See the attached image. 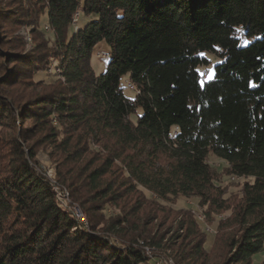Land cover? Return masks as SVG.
Returning <instances> with one entry per match:
<instances>
[{
    "label": "trees",
    "instance_id": "trees-1",
    "mask_svg": "<svg viewBox=\"0 0 264 264\" xmlns=\"http://www.w3.org/2000/svg\"><path fill=\"white\" fill-rule=\"evenodd\" d=\"M81 12L96 18L79 26ZM101 41L109 63L97 74ZM207 53L220 61L203 81ZM50 68L55 83L37 92ZM18 115L32 123L0 152V264H197L198 221L160 214L179 197L233 208L223 264L264 251V0H0V131ZM38 132L57 152L54 181L26 143ZM211 155L250 179L235 205Z\"/></svg>",
    "mask_w": 264,
    "mask_h": 264
},
{
    "label": "rangeland",
    "instance_id": "rangeland-1",
    "mask_svg": "<svg viewBox=\"0 0 264 264\" xmlns=\"http://www.w3.org/2000/svg\"><path fill=\"white\" fill-rule=\"evenodd\" d=\"M96 16H92L90 18H85L83 12H81V19L78 23L79 26H84L88 20L94 19ZM23 34L27 35V49H32L33 40L29 37V32L26 29L21 30ZM110 52L109 46L106 42L101 41L95 47L92 56H91V63L97 72V74H101L106 71L109 63L108 54ZM212 61L209 65L205 67H200V70L204 74L203 81H209L214 78L215 69L214 66L217 62H219V58L213 56L212 54L207 53ZM54 69L50 68L48 70H43L37 72L35 76V80L39 81L35 89L37 92L42 91L43 87L48 86L50 83H55L56 76L53 74ZM130 81V74L127 73L122 76L121 78V86L124 88L125 93L127 96L133 98L136 96V91L129 86ZM26 94V93H25ZM23 99V98H22ZM133 120H136V116L133 115ZM32 122L29 121L27 118L17 116V121L14 123H10L2 127L0 133L1 136L5 140L3 142L0 140V152L1 153H8V139L12 136L20 137V129L27 125H30ZM44 133L38 132L33 138H31L28 143L32 145L36 139L42 136ZM37 142L34 143L36 149V156L35 160L36 163L34 164L35 169L39 173H43L46 177L50 180L54 181L57 175L58 166H57V152L53 149V146L50 145L49 142ZM25 147V146H24ZM2 148V149H1ZM97 146H93V149H97ZM28 154V153H27ZM210 163L216 167L218 172V179L219 184L222 186L223 190L225 191L224 198L227 199L226 205H235L241 198V191L243 184L246 180H250L247 178H241L239 176H231L226 173V164L224 161L218 159L217 157L211 155ZM118 167V166H117ZM120 167V165H119ZM120 169V168H119ZM124 174V173H123ZM122 179H126V175L120 174ZM147 196L151 197V193L146 190L142 189ZM60 199L66 203V198L60 196ZM160 207L165 211L160 212L161 215H168L169 210L172 211V215H168V224L172 223L173 218L176 215V212L181 209H188L187 211L191 212L194 218L199 223L200 231L204 233L205 243L204 248L207 251L206 258H202L196 262L197 264H223L226 255V242L227 240L232 237L238 230V225L234 223L233 218V208L228 209H208L207 207H202L199 205V202L196 198H174L170 200H161ZM109 214L116 215L118 209L116 207H112L108 210ZM108 214V215H109ZM166 217H164V220ZM160 262H164L167 264H174L173 260L168 257H161ZM264 261V251L256 254L254 256L253 264H262Z\"/></svg>",
    "mask_w": 264,
    "mask_h": 264
},
{
    "label": "water",
    "instance_id": "water-1",
    "mask_svg": "<svg viewBox=\"0 0 264 264\" xmlns=\"http://www.w3.org/2000/svg\"><path fill=\"white\" fill-rule=\"evenodd\" d=\"M58 189V188H57ZM59 190V189H58ZM79 215H81L80 213H79Z\"/></svg>",
    "mask_w": 264,
    "mask_h": 264
}]
</instances>
